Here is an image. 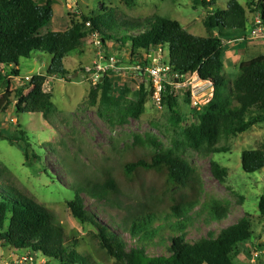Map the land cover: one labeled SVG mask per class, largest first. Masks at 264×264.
<instances>
[{"label":"rangeland","instance_id":"1","mask_svg":"<svg viewBox=\"0 0 264 264\" xmlns=\"http://www.w3.org/2000/svg\"><path fill=\"white\" fill-rule=\"evenodd\" d=\"M230 1L57 0L54 18L41 34L65 32L76 23L82 27L85 36L81 46L64 60L63 69L72 74L49 76L53 58L41 52L34 53L29 59H21L19 77L12 78L7 67L0 68V79L5 78L0 81V164L7 171L5 184L18 188L52 211L68 237L79 241L78 250L91 255L97 264L117 263L101 248L95 229L73 217L67 202L74 198L75 185L86 180L104 181L108 177L118 183L121 209L107 208L85 196L87 208L97 213L104 223L110 216L122 222L127 209L147 203L152 205L150 197L157 192L163 197V211L179 203L187 210L186 217L192 222L186 233L192 242L208 237L210 233L218 235L222 229L242 218L251 219L255 238L236 250L234 261L235 264H249L259 253L257 264H264V248H261L264 245V219L259 210V201L264 195V170L246 174L242 168L244 151H264V112L254 109L245 118V122L254 118L260 122L248 131L237 134L221 132L214 144H204L200 150L191 149L183 131L198 122V116L213 98V86L197 74L189 77L187 87L176 89L178 112L183 120L180 126H176L168 108L156 104L149 78L134 70L141 65V59L131 53V44L111 42L106 48L100 47L96 44V31H92V25L85 26L86 17L98 16L105 7L113 9L118 22H143L164 17L180 23L195 36L207 37L204 23L211 8L206 5L214 3L227 9ZM238 1L246 8L251 26L245 39L233 40V43L228 39L224 41L227 51L223 75L229 85L238 76L242 61L264 56V35L251 36V27L260 20V14L251 10L252 0ZM144 29L146 25L138 31ZM99 39L101 41L100 36ZM161 54L167 59V50ZM112 55L116 57L115 68L102 77H107V82L103 83V80L101 85L100 81L94 85L88 80L85 68H92L100 56ZM35 76L47 77L44 90L53 94L56 110L47 118L42 114H19L17 110L21 95L30 92ZM8 81L11 82L7 86ZM143 90L147 93L146 103L141 115L135 117L133 112ZM240 125L242 123L237 124ZM135 135L141 137L143 145L134 144ZM23 139L29 142V157L25 155ZM170 150L193 169L198 186L196 191L187 189L175 196L165 195L166 170L139 169L133 174L126 173L127 165L143 160L153 152ZM215 162L228 171L224 181L212 171ZM5 184L0 182L2 187ZM124 236L130 247L135 245L136 240L129 234ZM163 236L168 237L169 232L165 231ZM159 239L161 236L148 250L152 256L166 254V247L170 245L160 244ZM24 258L0 237V264H60L48 262L35 253L30 254V261Z\"/></svg>","mask_w":264,"mask_h":264},{"label":"trees","instance_id":"2","mask_svg":"<svg viewBox=\"0 0 264 264\" xmlns=\"http://www.w3.org/2000/svg\"><path fill=\"white\" fill-rule=\"evenodd\" d=\"M252 2L251 10L259 13L264 20V0ZM56 4L57 0H0V68L7 67L12 78L21 74V59H29L36 52L53 58L49 76L72 74L63 69L64 60L81 46L85 35L78 23L65 32L41 34L52 22ZM206 6L211 8L204 23L207 37L195 36L180 23L164 17L143 22H118L113 9L105 7L98 16L85 18V26L91 23L92 31L101 37L103 47L106 48L111 42L122 45L130 43L131 53L139 55L143 68L150 64L148 55L151 51L167 50L166 63L172 73L181 77L197 73L203 81L212 83V100L199 113L198 122L183 131L187 145L194 150H200L204 144H214L221 132L237 134L248 131L260 122L255 118L245 122V118L254 109L264 112V56L242 61L232 85L223 75L227 51L224 41L228 39L233 43V40L247 37L250 21L246 8L238 0H231L227 9L219 8L214 3ZM145 25L146 29L139 32L138 29ZM254 28L251 27V32ZM107 80L105 77L103 83ZM46 81L45 76L34 77L30 84L32 89L27 95H21L17 104L19 114H42L47 118L56 110L53 94L44 90ZM9 82H6L7 86ZM175 91L173 86L167 85L163 105L170 111L176 126H180L183 120L178 112ZM146 99L147 93L144 91L133 112L135 117L141 115ZM238 123L242 125L238 127ZM134 139L135 145L144 144L140 136L135 135ZM23 140L25 155L29 157V142ZM242 168L246 174L264 170V151H244ZM139 169L166 170L164 194L167 196H175L187 189H198L193 169L172 150L153 152L147 158L127 165L126 173L133 174ZM212 171L220 181H224L228 174L227 169L217 162L212 164ZM6 172L0 164V182L4 184ZM119 195L117 181L108 177L104 181L86 180L75 185L74 198L67 202L76 220L95 229L101 248L117 264H235L233 255L236 250L255 238L251 219L242 218L222 229L218 235L210 233L196 242L189 241L186 230L192 221L186 217L187 210L179 203L163 211V197L157 192L150 197L152 205L147 203L127 209L122 222L110 216L108 222L104 223L85 203L87 196L107 208L121 209ZM259 210L260 217L264 219V195L260 198ZM165 231L169 232L166 238L163 236ZM125 234L136 240L135 245L130 247ZM160 236V244L170 245L166 247V254L152 256L148 250ZM0 237L19 256L30 258V254L35 253L48 262L97 264L91 255L78 250L79 241L68 237L52 211L7 183L0 187ZM258 257L259 253H256V264ZM249 264L254 263L250 260Z\"/></svg>","mask_w":264,"mask_h":264},{"label":"built area","instance_id":"3","mask_svg":"<svg viewBox=\"0 0 264 264\" xmlns=\"http://www.w3.org/2000/svg\"><path fill=\"white\" fill-rule=\"evenodd\" d=\"M87 25L91 26V23H87ZM261 35H264V20L260 17V20L256 22L254 30L251 32V36L253 38H256L260 37ZM94 36L96 44L101 47L99 35L95 33ZM162 51L163 50L151 51V53L148 55L150 64L146 68H143L141 65H138L134 68L135 71L149 78V81L151 82L153 87L154 100L160 107L163 106V95L167 90V85L173 86L175 90L179 88H185L188 86L189 77L197 75V73H194L187 77H181L179 74L172 73L169 64L166 63L167 60L163 58L161 54ZM115 65V56H100L99 59L95 61L92 68H85L87 75H89L88 80L91 81L94 85H97L99 81L101 82V80L103 79L102 77H104L105 73L109 70L114 69ZM174 79H176L177 81ZM208 83L213 86L211 82ZM195 104L197 105L198 103L196 102ZM24 259L25 261H30V258L28 257H25ZM255 261L256 258L252 260L253 263H255Z\"/></svg>","mask_w":264,"mask_h":264},{"label":"water","instance_id":"4","mask_svg":"<svg viewBox=\"0 0 264 264\" xmlns=\"http://www.w3.org/2000/svg\"><path fill=\"white\" fill-rule=\"evenodd\" d=\"M78 74L74 75L75 77L77 76ZM104 79L101 80V82L103 81Z\"/></svg>","mask_w":264,"mask_h":264}]
</instances>
